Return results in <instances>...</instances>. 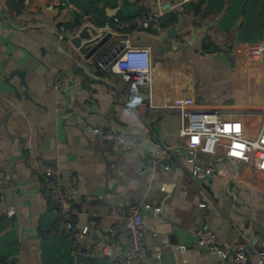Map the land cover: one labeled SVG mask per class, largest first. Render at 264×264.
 <instances>
[{
	"label": "crops",
	"instance_id": "obj_1",
	"mask_svg": "<svg viewBox=\"0 0 264 264\" xmlns=\"http://www.w3.org/2000/svg\"><path fill=\"white\" fill-rule=\"evenodd\" d=\"M145 13L158 20L132 22ZM173 14L177 21H169ZM115 18L130 24L119 27ZM175 24L183 27L178 38L167 34ZM123 38L152 49L153 105L120 89L124 77L100 66L97 56ZM16 70L25 72L26 85ZM169 104L241 118L256 134L264 106V0H0V264H120L131 202L144 204L153 233L139 264H209V250L196 242L201 227L227 250L246 242L249 261L260 264L264 153L252 164L204 155L220 173L199 182L180 112ZM96 128L131 138L108 141ZM159 144L167 153L154 165ZM46 170L63 184L76 177L72 228L47 194ZM104 242L112 255L101 252ZM76 252L87 257L78 261ZM226 259L238 264L231 252Z\"/></svg>",
	"mask_w": 264,
	"mask_h": 264
},
{
	"label": "built area",
	"instance_id": "obj_2",
	"mask_svg": "<svg viewBox=\"0 0 264 264\" xmlns=\"http://www.w3.org/2000/svg\"><path fill=\"white\" fill-rule=\"evenodd\" d=\"M188 1V0H184ZM157 13H145L138 15L132 21L138 25L149 26L158 20ZM119 27H126L130 23H123L115 18ZM65 31V27L61 26ZM116 55L110 60L107 56L99 59L100 66L113 73L121 74L124 80L133 87L142 89L148 95V100L153 105L154 73L152 64V49L150 46H135L129 38L120 40L113 49ZM64 76L59 74L55 77V87H61ZM138 96L132 100L137 103ZM167 107L177 108L180 112L182 126L180 134L187 141V149L191 154L189 160L193 163L192 175L194 177L210 176L214 172L220 173V166L210 161H205L202 156L216 157L225 162L255 163L257 153H264V106L262 108V125L254 136L249 134L246 123L238 117H226L220 112L189 109L182 104H169ZM94 132L104 139L113 142L127 143L131 138L128 134L116 131L94 129ZM167 153L166 148L159 144L158 150L152 157L154 165L161 164L163 156ZM169 167V165H166ZM43 177L47 187V194L55 200L64 215L68 218L67 225L72 228L75 206L72 191L76 187V177L73 176L70 184H63L52 170H46ZM3 189L0 188V197ZM205 206L204 203L200 204ZM143 206L141 203H129L125 210L124 227L129 234V248L120 257V264H139L146 248V242L153 235L147 229L143 220ZM7 212L12 215L14 206H8ZM90 226H85L80 235L88 234ZM116 226L109 228L110 233H115ZM196 242L200 246L207 247L212 252H218L223 256L231 255L238 264H252L248 257V245L246 242H238L230 250L225 249L219 236L209 228H198ZM101 252L112 255V245L104 242ZM160 255V253H159ZM260 264H264V239L261 241L258 252Z\"/></svg>",
	"mask_w": 264,
	"mask_h": 264
},
{
	"label": "water",
	"instance_id": "obj_3",
	"mask_svg": "<svg viewBox=\"0 0 264 264\" xmlns=\"http://www.w3.org/2000/svg\"><path fill=\"white\" fill-rule=\"evenodd\" d=\"M183 29V27L181 25H172L170 26L168 29H167V34H169L170 36L174 37V38H178V33L181 32V30ZM60 37L63 38L64 35L62 33H59ZM188 40V38H187ZM72 42H76V44L78 45V41L75 40L74 38L72 39ZM61 48V46H60ZM115 48V47H114ZM113 48V49H114ZM105 55L107 56L110 60L116 55L115 51L113 50H110L109 52H102V55ZM97 59H100V55L97 56ZM12 74H18L21 78V84H24L26 85V82H25V79H24V76H25V72L23 70H16L14 73ZM118 87L120 89H124V88H127V90H129L130 92H132V94H143L145 96V98L148 99V95L141 92L140 89L136 88V87H133L131 86L130 84H128L126 81L124 80H120L118 82ZM191 156V154H189ZM208 176H205V177H195L199 182H203L205 178H207ZM143 208L145 209V206H143ZM263 229L262 226H260V231ZM207 248V247H206ZM208 249V248H207ZM209 250V249H208ZM210 258H211V261L209 264H224L225 261L223 260H227L226 256H223V254L221 253H218V252H212L210 251ZM76 256L78 258V261H84L85 258L87 257L85 254L81 253V252H76Z\"/></svg>",
	"mask_w": 264,
	"mask_h": 264
},
{
	"label": "trees",
	"instance_id": "obj_4",
	"mask_svg": "<svg viewBox=\"0 0 264 264\" xmlns=\"http://www.w3.org/2000/svg\"><path fill=\"white\" fill-rule=\"evenodd\" d=\"M21 1H23V0H21ZM177 14H173V15H171V17H170V20L169 21H177ZM168 23V21H166V22H164V21H162V24L163 25H166Z\"/></svg>",
	"mask_w": 264,
	"mask_h": 264
}]
</instances>
